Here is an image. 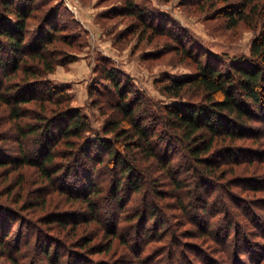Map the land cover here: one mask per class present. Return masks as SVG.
Wrapping results in <instances>:
<instances>
[{"label": "trees", "instance_id": "16d2710c", "mask_svg": "<svg viewBox=\"0 0 264 264\" xmlns=\"http://www.w3.org/2000/svg\"><path fill=\"white\" fill-rule=\"evenodd\" d=\"M51 1L22 0L21 3H16V0H0V104L5 106L8 119L17 132L15 139L19 147L18 155L11 160L0 158V167L13 163V171L24 170L22 168L26 166L35 168V173L39 174L35 184L41 180L45 184L39 186L45 190L39 192L37 200L31 203H37L36 205L47 211L55 210L48 207L52 205L51 195L56 191L71 202V206L79 204V212H85H82L81 218L75 216V211H68L64 217L60 216L61 211L47 212L48 230L54 229L68 234L84 222L91 223L97 216H101V200L105 196L117 199L116 205L122 215L115 216L116 208L113 206L111 217L107 218L109 227L105 229L109 240L105 243L111 247L112 239L117 238L119 243L128 245L131 248L129 255L132 256V264H174L165 262L163 255L174 245L179 248L177 253L180 259L193 264L191 258L181 249L186 242L179 240L181 234L187 236L190 231L180 228L183 226L179 218L182 214H192L191 218L198 223L195 224L197 231L201 235L203 233L207 240L210 239L211 242L220 244L224 250L227 249L223 255L218 254L219 257H216L210 255L214 252V247L209 245L211 249L201 248L209 264H264V239L253 240L251 233L244 231L247 226L239 228L240 234L233 232L231 235L236 227L235 221L226 222L221 216H216L215 221L210 217L205 221L204 212L211 204L213 208L222 206L220 211L227 213L226 197L214 191L217 184L212 179H231L226 178L228 170L235 172L236 169L227 167L229 162L239 165V162L244 161L252 164L258 158L264 157V151L250 150L249 147L237 148V141L242 139L264 140V127L259 125L264 124V22L261 23L258 36L250 43L249 53L241 54L230 61L217 54H195V50L193 52L192 48L187 49L184 42L181 43L177 51L184 52V57L194 62L196 73L182 79H170L160 86L162 94L178 99L174 103H164L148 97L145 90L136 86L129 76L118 72L109 59L101 60L97 68L100 69L102 82L108 86L109 95L102 98L104 92H100L101 82L98 81L90 87L89 96L95 91L99 93L88 105L95 107L106 119L98 133L91 137L94 128L89 114L83 112L82 107L72 105V94L68 92L66 85H56L46 78L55 71L58 63L57 55L50 49V45L54 43V34L60 26L53 23V15L49 17L50 21L46 18L49 13H57L56 10L50 11L54 8ZM209 1L211 0H205L203 8ZM219 1L222 6L227 5L225 12L232 26H236L239 21L251 27L257 26L259 20L264 19V0H241L232 4L230 0ZM39 4H44L45 7L47 4L52 5L48 9L50 12H45L41 20L39 19L35 31L37 35L33 39L27 21L31 18L32 9H36ZM134 5L133 2H128L126 9H131ZM130 11V14H135L133 10ZM138 16L143 30L169 33L167 31H170L171 24L167 16L161 15L158 19L152 16L145 18L141 13ZM162 21L165 22L164 26ZM29 37L32 39L28 40ZM183 37L185 36L180 38L184 40ZM39 102L41 108L35 112L33 107ZM26 117L32 118L31 121L27 122ZM253 123L257 125L253 126ZM30 136L36 137L32 142L37 144L32 148L29 143ZM176 143L183 145L189 161L179 157L175 162L178 149ZM244 150L249 151L250 156H246V159L242 157L241 160L239 157L245 154L242 152ZM184 164L185 169L192 172V185L195 190L188 191L185 179L187 176L177 174L178 169L184 168ZM154 169L161 170L166 179L170 180L169 188H162L157 179L148 184L145 182V175L151 177L149 172ZM59 172L64 176L68 174L72 180L76 179V184L80 187L74 181L66 187L64 183L56 186ZM108 175L110 180L105 183L104 177ZM23 176L24 174L21 179ZM257 179L259 176L243 180L250 184L248 187L254 198L258 197L259 191L264 192V187L258 181L255 182ZM207 180L211 187L205 192L202 189L205 188ZM19 186L20 189L24 188L23 179L15 185L16 188ZM126 191L128 205L132 200L133 204L136 203L129 208L121 194ZM149 194L155 195V198H149ZM166 197L174 199L172 206L179 212L178 221L173 220V226L178 230L175 229L173 234L166 231L165 225L169 220L162 217L167 212L163 208ZM25 202L30 203L28 200ZM247 202L250 201L247 199ZM259 202L264 204V201ZM253 203H249L250 207L246 204V211L251 214V218L252 214L255 216L251 225L263 228L264 221L256 218L258 215L255 214ZM24 204L22 211L27 209ZM12 213L11 206L0 201L1 264H43L36 253L47 257L52 248L47 244H41L39 248L32 247L30 238H22L23 233L16 232L11 238L9 224L17 222L13 220ZM143 213L149 214L154 220L158 218L159 222V217H162L167 223H161L160 226L150 225L148 229L147 222L141 219V224L136 228V222ZM201 217L204 220L198 226ZM118 218L120 221L123 219L124 226L121 231L117 225L119 220L116 222ZM100 221L104 228L105 221ZM98 225L101 228L99 222ZM220 229H223V235L220 234ZM169 230L172 231L171 228ZM40 232H44V229H40ZM169 234L171 235L167 238ZM221 236H225L224 240ZM84 238L77 240V243L74 240L75 245L83 248L93 239L91 236L87 240ZM203 242L207 243L206 240ZM101 245L102 243L88 245L87 250L90 249L91 254L105 251V248L92 251V248ZM31 248L37 250L33 256L37 258L35 260L31 256L28 258ZM91 254L84 260L86 255L78 252L76 255L80 257L79 260L74 262L69 259V264H117L116 261L125 264L128 260L108 259L112 261L110 262L105 258L92 257ZM242 255L248 257L247 262H244ZM53 256L56 258L51 264H67L62 253L55 252Z\"/></svg>", "mask_w": 264, "mask_h": 264}, {"label": "rangeland", "instance_id": "374dc122", "mask_svg": "<svg viewBox=\"0 0 264 264\" xmlns=\"http://www.w3.org/2000/svg\"><path fill=\"white\" fill-rule=\"evenodd\" d=\"M47 1L49 3L50 0ZM239 1L241 0H230V3H237ZM18 2L21 3L22 0H16V3ZM128 2H133L135 5L131 9H126ZM51 3L54 5V8L50 11H57V13H49L46 18L50 21L53 15L52 19L55 21L53 23L60 26L56 34H54V43L50 45V49L55 51V55H57L58 63L55 66V71L49 73L46 78L47 80L50 79L56 85H66L68 92L72 94V105L75 107H82L83 112L85 111L89 114L92 127L94 128L91 137H94L98 133L106 119L105 116L98 113L95 107L92 108L88 105V102L90 101L91 103L93 97L99 93L95 91L92 96H89L90 87L92 84H97L96 82L98 81L101 82L99 83L100 92H104L102 98L105 99V97L109 95L108 86L102 82L100 69L97 68V65L102 62L101 60H105L106 58L109 59L118 72H124L126 76H129V78L135 82L136 86L145 90L148 97H153L164 103H174L178 99L162 94L160 86L170 79H182L193 76L196 73L194 62L187 57L185 58L184 52L177 51V47H179L181 43L184 42L187 49L192 48L191 51L193 52L195 50V54L202 52H206L207 54L212 53L223 56L224 60L230 61L231 59L239 57L241 54L249 53L250 43L258 36L261 23L264 22V19H262V21L259 20L257 26L251 27L245 22L239 21L236 26H232L231 20L228 19V15L225 12V6L227 5L222 6L219 0L217 2L216 0L209 1L205 8H203L205 0H52ZM43 5L39 4L37 7L35 6L36 9H32L31 18L27 21V26L32 33L30 35H33V39L37 35L35 31L38 28L39 19L41 20V16L44 15L45 12H50L48 9L51 5L47 4L48 6L46 5V7ZM57 5H59V7H57ZM220 7H223V9ZM130 10H133L135 14H130L129 12H132ZM139 13L145 18L152 16L158 19L161 18V15L167 16L171 24L169 26L170 31L166 30L169 33L164 32L162 34L159 32H152L150 29L149 31L143 30L141 23L138 21V17H140L138 16ZM164 21H162L163 26L165 23ZM181 36H185L183 37L184 40L180 38ZM30 39L32 38L29 37L28 40ZM69 58L73 59L68 60ZM104 64H106L105 61ZM117 75L120 77L119 74ZM40 105L41 103L39 102L33 107L35 112L39 111L41 108ZM26 118L27 122L32 119L29 117ZM256 123H253V126H256ZM261 124L259 123L260 126L264 127V124ZM16 133L14 126H12L8 119L5 106L0 104L1 159L5 160L7 158L11 160L12 157L18 155L19 147L15 139L17 137ZM30 138L29 143L31 144V148L32 146L35 147L37 143L34 144L32 141L33 138L35 141L36 137L30 136ZM256 141L260 142L256 143ZM237 142L239 143V146H237L239 149L249 147L250 150L255 149L259 152L264 151V140L242 139ZM172 145H174V141ZM177 145L178 149L175 162L179 157H181V160H188L186 158L187 154L183 150V145ZM242 152H245V154L243 153L239 159L242 157L246 159V156H250L249 151L247 152L244 150ZM233 153L235 154L236 152ZM237 153L240 154L241 152ZM19 156L21 155L19 154ZM14 166L13 163H9L7 166L0 167V201L11 206L13 211L12 218L17 221L16 224H9V227H11V238L14 234L23 233L22 238H24V236L30 238L32 247L37 246L39 248L41 244H47L51 247V252L47 257H45L44 254L36 253L40 256L39 260L43 264H51V262H54L56 257L53 255L55 252L57 254L62 253L67 264L70 263L69 259L74 262L79 260L80 257L76 255L78 252L86 255L84 257L85 260V258L89 257L91 254V250H87L89 247L88 245L92 246L97 243H102V245L98 248H92V251L102 248H105V251H98L96 254H91L92 257L105 258L107 260L113 259L114 261L115 259H121L123 261L128 258L125 264H132L133 259H131L132 256L129 255L131 248L128 245L126 246L119 243V239L117 238L112 239L110 244L111 247H108L105 243L109 240L107 230L105 229L107 226L109 227L107 218L111 217L110 214L113 210V206L116 208L114 215L116 216L117 214L120 215V217L122 216L120 208L116 205L117 199H109L104 196V199L101 200V216H97V219H95L97 221H90L91 223L89 224L84 222L78 226L75 231H70L67 234L64 231H59V233L54 229L48 230L46 227L48 226L47 220L49 218L47 212L55 211L57 213L61 211L60 216L64 217L68 211H75L74 213L77 214L75 216L81 218L82 212L84 211L79 212L81 211L79 204L71 206V202L65 197L60 196L56 191L52 193L50 200L52 205L48 207L55 210L47 211L41 208V206L36 205L37 203H31L37 200L39 192L45 190V188L39 186L45 183L40 180L35 184L36 179L39 177V174L35 173V168L26 166L22 168L24 170L15 169L13 171L11 168ZM227 167H234V169H236L235 172L228 170L226 178L228 179L231 177V179L227 181H218V178L212 179L217 184L214 191L226 197L228 202L227 213H222L220 211L222 206H214L215 208H213L212 205L209 204L207 210H204L206 214L205 221H208V217L215 221L216 216H221L226 222L235 221L236 227H234L235 230H232L231 235L233 232L237 235L240 234V232H238L239 228L241 226H247L244 231L248 230L253 240L257 238L264 239V227H255V225H251V220L254 219L255 216L252 214L251 218V214L246 211V207H248L246 204L250 207L249 203L254 202V211L255 214L258 215L256 218H260V220L264 221V204L263 202H259L260 200L264 201V192L259 191L258 197L254 198L248 187L250 184L246 183L247 180L243 182L244 178L259 176V179L255 180V182L258 181L260 185L264 187V182L262 181L264 180V157L258 158L257 162L252 164H248L244 161L239 162V165L229 162ZM227 167L225 166L224 168ZM178 170V176H187L185 177L187 190H195V187L193 188L192 185V172L185 169V164L183 169ZM21 173L24 174L22 178L24 188L22 189H20V186L17 188L15 187V185L22 180ZM149 174H151L152 178L147 177V175L144 177L147 184L157 179L162 188L166 189L171 186L170 180L168 181V179H166L161 170L154 169L153 171L151 170ZM108 177L109 175L106 178L104 177V179H106L105 183L110 180ZM56 181V186H61L62 183H64L66 187V185L72 184L73 181L76 184V179L72 180V177L68 174L64 176L61 172H59ZM206 183L205 188L202 189V191L205 192L209 191L211 187L210 181L207 180ZM76 185L78 188L80 187L79 184ZM262 189L264 190V188ZM127 193L128 191L122 192L121 194L124 203H126V207L129 208L130 206L136 205V203L133 204L134 201L132 200V202L129 201L130 203L128 205V200L126 199ZM200 193L203 194L201 191ZM18 198H20L19 201ZM149 198H155V195L149 194ZM16 199L17 201H14ZM247 199L250 202H247ZM26 200L30 201V203H26ZM165 200L166 201H163V208H165L167 212L162 217L169 220L168 223L167 221H163L162 217H159V219H161V222H159L160 220H158V218L154 220V218H150L149 214L143 213L144 216L146 215L148 217L144 218L142 214L138 218L135 227L137 228V226L141 224V219H143V222H147L146 227L154 224L160 226L159 224L161 223H167V225H165L167 232L169 231L173 234L175 229L178 230L173 226V222L177 219V215H179L176 207L172 206L174 199L172 197H166ZM23 204L27 209L22 211L21 208ZM170 206L172 207L167 209ZM140 207H142V205ZM194 212L196 215L197 212ZM229 215L232 216L228 219ZM191 216L193 217L192 214H190V216L182 214V216L179 217L180 221L183 223V226L180 228L190 230L187 232V236L186 234L180 235L181 239L179 240L186 242L184 246L181 247L182 252L191 258L193 264H209L206 259L207 256L206 254L203 255L201 248L211 249L210 246L214 247L213 251L215 253L212 252L210 255L216 257H219L217 256L218 254L223 255L224 251L227 249L224 250L220 244L213 243L210 239L207 240V237H203V233L201 235V232L197 231V227L195 226V224L197 225L198 223H196ZM196 217L198 218V215H196ZM202 218L203 217L199 219L201 223L199 222L200 224L198 226L202 224L201 220H204ZM100 220L105 221L106 225L104 228ZM189 220L190 223H188ZM117 221L118 230H120L122 226H124L122 222L123 219L120 221V218H118L116 222ZM42 228L44 232H40ZM170 228L172 231L169 230ZM222 230L223 229H220L221 235L224 234ZM171 234H169L167 238H169ZM89 236L93 237V239L88 245H85L83 248L75 245L77 240H82L83 237L87 240ZM223 237L225 238V236ZM58 238H60V240H58ZM204 240H206L207 243L203 242ZM138 249L140 250V248ZM178 250L179 248L175 245L169 247L166 253L163 254L165 256L164 261L169 263L173 262L174 264H188L180 259L177 253ZM35 251L37 252V250L32 249L28 258L31 256L32 260L37 259L33 257ZM230 252L231 248L228 250V256ZM72 254L75 255L73 256ZM228 256L227 258H229ZM242 256L244 257L242 258L244 262H247L248 257ZM1 261L0 259V264ZM116 263L122 264V262L119 261H116ZM3 264L6 263L4 262Z\"/></svg>", "mask_w": 264, "mask_h": 264}]
</instances>
